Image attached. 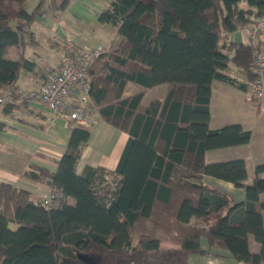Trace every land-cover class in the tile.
I'll use <instances>...</instances> for the list:
<instances>
[{"label": "trees", "instance_id": "1", "mask_svg": "<svg viewBox=\"0 0 264 264\" xmlns=\"http://www.w3.org/2000/svg\"><path fill=\"white\" fill-rule=\"evenodd\" d=\"M25 1L0 0L3 113L28 102L18 80L35 64L23 47L46 0L33 10ZM262 14L264 0H112L99 21L118 22L120 39L90 66L87 79L101 118L129 133L123 155L113 171L79 174L90 131L74 127L56 170L25 172L59 187L61 205L48 207L29 189L0 181V264H188L195 253L262 264L264 163L244 184L243 157L206 160L208 149L252 137L241 123L211 128L210 107L214 80L249 89L226 73L232 65L250 82L255 77L257 47L228 41L222 31L231 34ZM14 46L18 59L8 56ZM130 82L142 90L125 96ZM159 85L167 86L166 96L145 103L147 89ZM206 175L244 186L246 198L234 201ZM249 235L261 243L259 251L251 250Z\"/></svg>", "mask_w": 264, "mask_h": 264}, {"label": "crops", "instance_id": "2", "mask_svg": "<svg viewBox=\"0 0 264 264\" xmlns=\"http://www.w3.org/2000/svg\"><path fill=\"white\" fill-rule=\"evenodd\" d=\"M112 0H48L45 8L40 9L31 24L33 31L31 39L27 40L23 47L24 54L34 62L31 69H23L18 80L21 90L38 91L48 81L52 73L61 66V57L66 38H71L79 46L92 47L98 43L107 48L113 46L120 37L117 35L118 22L102 23L99 14L106 9ZM40 0L33 1L34 7ZM32 9V10H33ZM227 40L235 43L249 42L248 38L240 31H235L227 36ZM18 48L12 47L9 57L18 59ZM235 66V65H234ZM236 67V66H235ZM226 73L241 83L248 84L250 80L247 73L239 68L233 69V65ZM237 85L224 80H214V87L218 86L222 91H228L226 86ZM250 88V87H249ZM166 85H159L147 89L144 97L145 103H150L156 98L163 99L167 93ZM6 89H0V97L5 95ZM142 90L140 84L130 82L125 90V96ZM249 90V89H248ZM248 90H244L248 92ZM151 95L146 100L147 96ZM213 91L211 96V106ZM21 105L12 113H3L0 104V122L3 129L0 131V181L11 183L18 187L29 189L36 201H42L48 195L52 186L48 179L34 180L26 175L27 170L38 171L40 166L50 170H56L58 160L67 148L70 135L73 130L71 122L66 117L56 115L46 107L34 101L20 100ZM98 109V108H97ZM211 110L210 127L219 128L231 122L222 123L214 118ZM99 121L89 127L90 137L84 145L81 156L77 162V172L82 175L91 174L95 169L105 168L113 171L117 168L123 155L125 146L129 140V133L123 131L101 118L97 112ZM239 123V122H237ZM241 123V122H240ZM243 125V123H241ZM244 126V125H243ZM246 128V127H245ZM248 129V128H246ZM255 131L248 142L225 146L231 149H239L240 155H228L226 151H219L225 147H217L206 151L208 162L224 161L236 157L246 160L248 176L244 184L253 181L249 164L255 171V166L264 163V141L257 142ZM239 147V148H237ZM219 149V150H217ZM223 153V154H222ZM264 176V172L261 173ZM204 180L220 189L228 192L234 201L246 198L244 186H236L233 182L206 175ZM264 199V193L261 194ZM74 203V199H68ZM192 219V223H196ZM249 244L252 251H259L261 243L253 235H249ZM165 247L177 246L172 241H163ZM188 264H248L235 260L232 257H221L213 254H192ZM264 264V262L262 263Z\"/></svg>", "mask_w": 264, "mask_h": 264}, {"label": "built area", "instance_id": "3", "mask_svg": "<svg viewBox=\"0 0 264 264\" xmlns=\"http://www.w3.org/2000/svg\"><path fill=\"white\" fill-rule=\"evenodd\" d=\"M248 41L256 48L254 56L255 77L249 83V99L264 103V14L245 25L239 26ZM229 34L222 31V36ZM107 50L104 44L83 47L71 38H66L60 68L52 73L48 81L38 91L22 90L21 97L46 107L56 115L66 117L73 127H91L99 121L97 107L92 103L88 72L90 66ZM5 99L0 97V101ZM107 178L110 179L109 174ZM117 182H112L113 187ZM63 191L51 186L43 203L48 207L59 206L63 202Z\"/></svg>", "mask_w": 264, "mask_h": 264}, {"label": "rangeland", "instance_id": "4", "mask_svg": "<svg viewBox=\"0 0 264 264\" xmlns=\"http://www.w3.org/2000/svg\"><path fill=\"white\" fill-rule=\"evenodd\" d=\"M33 1L36 0H26L24 6L28 10H32L33 8L31 5ZM45 3L48 4V0H46ZM46 4H44L42 8H45ZM233 69H236L234 65ZM225 86L228 91H222L218 86L214 87L211 106L214 118L218 119V121H221L222 123L241 122L244 127L255 131V141H264V103L258 105L254 102V100L247 98L248 92H245L243 89L228 85ZM150 95L151 93H149L146 100ZM235 148L236 147H234V149L225 147L217 150L222 152L226 151L228 155L234 153V155H240L242 152ZM261 157H264V152L261 154ZM249 169L251 176H255V171L251 164H249ZM203 244L206 245L205 240H203Z\"/></svg>", "mask_w": 264, "mask_h": 264}]
</instances>
